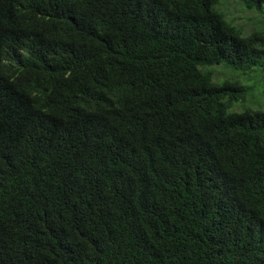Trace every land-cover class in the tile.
I'll list each match as a JSON object with an SVG mask.
<instances>
[{
	"label": "trees",
	"instance_id": "1",
	"mask_svg": "<svg viewBox=\"0 0 264 264\" xmlns=\"http://www.w3.org/2000/svg\"><path fill=\"white\" fill-rule=\"evenodd\" d=\"M218 4L0 0V264H264V31Z\"/></svg>",
	"mask_w": 264,
	"mask_h": 264
},
{
	"label": "rangeland",
	"instance_id": "2",
	"mask_svg": "<svg viewBox=\"0 0 264 264\" xmlns=\"http://www.w3.org/2000/svg\"><path fill=\"white\" fill-rule=\"evenodd\" d=\"M216 9L226 15V19L235 27L242 28L245 35L255 31H264V14L247 9L244 0H219ZM215 72L216 80H222L233 75L230 69L225 67H212ZM249 78L250 93L240 103L236 104L233 110L251 109L254 104H264V72L261 74H252ZM243 110V111H244Z\"/></svg>",
	"mask_w": 264,
	"mask_h": 264
}]
</instances>
